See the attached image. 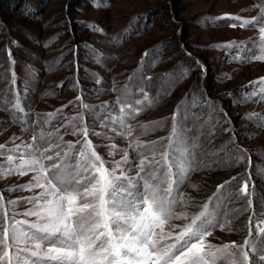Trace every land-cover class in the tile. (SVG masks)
I'll return each instance as SVG.
<instances>
[{"label": "rangeland", "instance_id": "374dc122", "mask_svg": "<svg viewBox=\"0 0 264 264\" xmlns=\"http://www.w3.org/2000/svg\"><path fill=\"white\" fill-rule=\"evenodd\" d=\"M256 3L0 0V144L5 145L0 153L7 154L18 145L23 149L33 143L32 135L41 133L42 143L51 141L54 148L69 141L75 144L78 137L64 133L75 122L87 124L90 133L109 137L90 134L88 138L105 160H120L108 148L115 144L125 149L131 139L118 134L121 105L117 100L123 99L127 88L129 99L141 111L134 118L125 117L126 123L141 143L167 138L171 117L177 113V133L183 138L180 147L191 162L181 184L185 199L205 201L225 180L241 173L250 176L248 191L255 187L252 207L238 194V187L227 193L230 199L222 211L233 230L217 228L206 243L219 246L248 239L255 243L251 260L260 264L264 255L260 216L264 211V93L259 81L264 78V60L255 59L261 54L260 26H253V18L259 15V8L253 7ZM226 14L253 23L240 27V21L217 19ZM231 23L237 26H227ZM141 90L151 104L143 100ZM17 98L23 111L15 107ZM134 98L142 103L135 105ZM49 113L56 115L49 119ZM173 140L175 145L176 137ZM166 144L165 139L156 159ZM237 145L246 150L245 159L233 163ZM6 154L0 155V194L19 201L17 211L22 213L31 207L23 198L33 192L18 186L27 184L33 173L6 172ZM11 154L17 157L13 166L18 165L21 152ZM131 156L135 153L130 152ZM163 170L162 166L158 177Z\"/></svg>", "mask_w": 264, "mask_h": 264}, {"label": "snow or ice", "instance_id": "6c2138e0", "mask_svg": "<svg viewBox=\"0 0 264 264\" xmlns=\"http://www.w3.org/2000/svg\"><path fill=\"white\" fill-rule=\"evenodd\" d=\"M253 7L259 8L253 26H260L261 51L255 59L264 60V0H257ZM225 18L240 21V27L253 23L227 14L217 19ZM196 64L204 69L200 61ZM259 83L264 93V78ZM141 91L143 100L151 104L147 92ZM117 103L121 105L118 134L131 138L125 149H117L115 144L108 148L109 154H119L120 160H105L88 138L90 134L109 137L95 131L90 133L87 124L78 126L75 122L64 129L65 134L70 132L78 137L75 144L69 141L54 148L51 141L42 143L44 133H41L39 137L32 135L33 143L23 149L18 145L16 149H8L7 154L0 153L7 155L6 172L33 173L27 184L18 186L33 192L23 198L31 205L24 212L17 211L19 201L6 200L0 194V264H254L250 250L255 249V243L248 239L240 244L206 243L217 228L233 230L228 214L222 211L226 199H230L227 193L238 187V194L252 207L255 187L248 191L250 176L241 173L225 180L205 201L185 199L181 184L191 162L185 159L180 147L183 138L177 133V113L171 117V134L160 142L145 145L133 136L131 124L126 123L125 117L134 118L133 114L141 111L129 99L127 88ZM134 103L140 105L142 100L134 98ZM15 107L23 111L19 98ZM55 115L49 113L48 117ZM79 119L83 121V117ZM57 136L62 138L59 132ZM165 139L167 144L159 153L160 159H156L158 147ZM4 148L0 144V149ZM14 151L21 152L20 163L15 166L17 157L11 154ZM177 151L181 155H173ZM130 152L135 156L130 157ZM245 153L237 145L232 153L233 163L245 159ZM162 166L164 170L158 177ZM173 168L178 171L174 173ZM162 184L166 187L162 188ZM261 200L264 201V196ZM186 209H191V213ZM260 216L264 222V211ZM173 220L183 223H170ZM259 260L264 264V255Z\"/></svg>", "mask_w": 264, "mask_h": 264}, {"label": "trees", "instance_id": "16d2710c", "mask_svg": "<svg viewBox=\"0 0 264 264\" xmlns=\"http://www.w3.org/2000/svg\"><path fill=\"white\" fill-rule=\"evenodd\" d=\"M6 1V0H5ZM8 1H10V0H8ZM25 2V1H24ZM9 3V2H8Z\"/></svg>", "mask_w": 264, "mask_h": 264}]
</instances>
